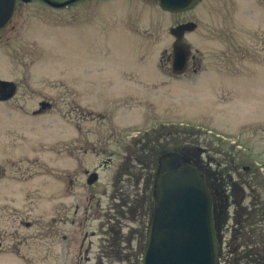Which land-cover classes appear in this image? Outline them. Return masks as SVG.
<instances>
[{"label": "rangeland", "instance_id": "obj_1", "mask_svg": "<svg viewBox=\"0 0 264 264\" xmlns=\"http://www.w3.org/2000/svg\"><path fill=\"white\" fill-rule=\"evenodd\" d=\"M221 4L217 13H191L206 15L195 21L201 28L185 37L199 57L194 66L198 72L191 71L190 61L180 76L171 74V61L161 59L160 52L170 50L164 32L170 23L174 26L191 14L174 15L169 22L154 10L122 11L110 3L108 9L77 12L69 21L67 13L60 22H44L42 37L27 27L13 42V51L20 48L27 57L13 56L12 72L3 76L19 79L26 68L28 84L41 90L49 107L43 115L31 116L37 107L27 97L22 110L14 103L11 118H0V148H6V141L12 144L11 155H0V217L17 212L32 222L27 228L0 220V231L7 233L0 264H141L145 235L131 242L124 236L107 241L100 230L101 207L107 200L95 196L101 206L95 205L89 214L85 209L87 195H100L105 188L111 192L114 167L123 153L143 154L152 165L161 153L187 144L207 148L213 157L219 143L224 149L236 145L238 155L240 147L247 150V164L264 163V0ZM218 17L220 33H208L206 27ZM152 19L165 24L158 28L164 36L156 42L131 38L127 21ZM140 25L143 30L148 23ZM238 47L251 52V60H236L233 52ZM0 60L8 66L6 59ZM110 153L111 166L98 170V182L87 187L84 169L92 172ZM133 184L132 179L125 182L126 195H133ZM258 193L263 202L264 187ZM146 200L144 208L149 194ZM246 204L248 199L242 205ZM76 206V221L82 225L76 226L74 241L70 220ZM262 209L252 210L237 235L232 232L235 215L230 208L221 230L218 264H264ZM58 210L62 220L54 235L52 218ZM107 242L113 246L107 247Z\"/></svg>", "mask_w": 264, "mask_h": 264}, {"label": "flooded vegetation", "instance_id": "obj_2", "mask_svg": "<svg viewBox=\"0 0 264 264\" xmlns=\"http://www.w3.org/2000/svg\"><path fill=\"white\" fill-rule=\"evenodd\" d=\"M110 3L119 6L122 11L150 12L154 10L157 11L160 16L168 19L169 22L174 15L185 16L196 11H212L217 13L216 11L222 7L221 0H200L193 9L184 13L172 14L163 11L159 7L158 0H0V11L10 9V16L7 22L0 26V59H6L8 63L7 66L6 62L0 60L1 119L6 121V119L11 118L14 103L19 110H22L27 102V97H31L30 101L35 103L37 107V109L31 113V116L43 115L44 108L47 105L44 101L41 90L38 88L34 89L32 85L28 84L30 80L28 79V70H26V68L22 70L19 79L12 80L11 78L9 79L3 76V72L9 74L12 72L13 56L16 58L27 57L25 51L19 52L20 48H18V53L14 52L12 48L13 42L21 39L26 28L30 27L31 30L29 32L32 34L36 32L38 35V31L44 22H60L61 17L67 13V16L69 17L67 20L69 21L76 17L77 12L84 11L87 13L93 10H103V7L108 9ZM201 18L205 19L206 15L191 14L188 19H181L182 21L177 22L174 26L170 23L164 31L165 33L167 32L170 39V50L168 52V48H166L161 51V59L167 58L172 63V58L174 54H176L174 49L176 41H179L181 46L186 45L188 61L184 73L189 69L188 65L190 64V61L192 65L191 71L193 73L198 72L194 66L197 63L196 60H199V57L192 52L191 44L185 39V37L187 34H192L201 28V25L195 22H200ZM219 18L220 17H218L212 25L208 24L206 27L208 33L209 31L217 35L220 33ZM140 23H148L147 29L142 30L145 26H141ZM126 25L128 28L127 31L133 34L131 38H135L139 42H141L143 37L146 39L149 37L150 41L156 42L164 36V32H158V28H162V25L165 24L158 22L156 19L143 22L137 20L134 23H129V21H127ZM182 25L187 26L183 30L173 31L175 28ZM39 34L41 35L40 31ZM181 51L182 50H179V53ZM34 53L36 56L39 55L37 49ZM233 55L236 60L240 59L247 61L252 58L251 52H241L240 47L235 48ZM21 60H23V58ZM239 74L240 73L235 72L234 76H239ZM249 75L250 73L246 72L245 78ZM34 97H36L35 102L33 100ZM48 107L49 105H47V108ZM10 144L11 140L9 144H7L6 141V148L3 150L0 148V155H11L12 151L10 149ZM70 144L71 148L75 144V148H73L74 151V149H76V142L73 140ZM235 146L236 145L230 144L227 149H224L219 143L215 144L212 151L214 156L211 157L208 155L207 148H198L187 144L174 151H165L161 153L152 165L147 161V156L145 157L143 154L132 156L130 153H123L121 155V160L117 161V164L114 167L116 172L113 176V180L110 182L112 189L111 192L109 190L107 193L105 188L101 191L100 195H87V207L85 209L89 214V211L91 213L93 212L92 210L95 205L101 206V200H96L95 196L107 200V206L104 208L101 207V209H103L102 212H104V217L100 228L101 231L103 230L106 232L107 238H103H106L107 241L112 240L114 243L116 237L120 238L124 236L129 242H131L134 236L139 235H145V240H147L151 216L155 207L154 188L156 186L158 174L162 172L160 168L164 166L163 160L166 161L168 155L175 154L178 158V161L175 163V170H179L184 166H192L203 174L212 199L214 223L217 226V234L220 237V240H222L221 230L224 227L223 224L227 222V218L230 216V208L234 210L235 215V223H233L234 227L232 228V232L238 235V233L242 231L246 217L251 215V212H255L252 210L257 209L258 207L264 209V201L262 202V197L258 193V189L261 186L264 187V163H262V165L254 164L252 162L250 163L251 165L247 164V159H249L250 153L238 146L240 147L239 151L241 153L238 155L234 151L236 148ZM82 151L85 154L87 149L85 148ZM105 151L106 150H103L102 154H104ZM112 156L113 153H110V156L106 158V160H101L92 172L84 169L83 173L86 178L87 187H92L98 182V170L107 169L111 166L113 161ZM125 168L132 170H135L136 168L137 171L136 173H134L135 171H127V173H125V171H123ZM2 173L3 170L0 169V176ZM59 175L60 173L58 171V181L60 179ZM128 179H132L134 183L133 195H126L127 190L125 188V182H127ZM56 193L59 195V190H57ZM148 194L149 204L144 208L147 201L146 198L148 199ZM245 199H248L249 204L243 206L242 204ZM77 208L78 207L76 206L74 216L70 220V226L73 228L71 234L74 241L76 238L75 228L77 225H82L81 221L78 222V224L76 221L75 216L77 215ZM236 211L238 212L236 213ZM87 216L88 215H86V218L84 217L85 220L88 219ZM60 217L61 213L60 210H58L56 215L52 218L54 235L57 231V225L61 224L62 218ZM0 220H9L12 224L15 223L19 226L24 225L27 228L32 226V222L26 221L24 216L22 214L19 215V213L17 214V212L11 213L8 217H0ZM262 222L264 223V218L261 223ZM6 236V232L0 231V252L4 251L2 240L6 238ZM72 238H70V240H72ZM24 240V238H21L18 239V242L22 244ZM106 245L107 247L110 246L109 248L113 246V244H108V242ZM102 256H104V254H102ZM102 256L99 259V262L103 260Z\"/></svg>", "mask_w": 264, "mask_h": 264}, {"label": "water", "instance_id": "obj_3", "mask_svg": "<svg viewBox=\"0 0 264 264\" xmlns=\"http://www.w3.org/2000/svg\"><path fill=\"white\" fill-rule=\"evenodd\" d=\"M199 1L158 0V4L163 11L177 14L193 9ZM9 16L10 9L0 11V26ZM174 49L171 72L181 75L188 61L187 46L176 41ZM177 161V156L170 154L160 168L142 264H218L221 240L204 176L192 166L175 170Z\"/></svg>", "mask_w": 264, "mask_h": 264}]
</instances>
